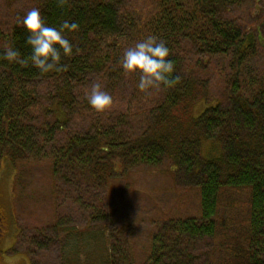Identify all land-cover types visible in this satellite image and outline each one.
Returning a JSON list of instances; mask_svg holds the SVG:
<instances>
[{
  "label": "trees",
  "instance_id": "obj_1",
  "mask_svg": "<svg viewBox=\"0 0 264 264\" xmlns=\"http://www.w3.org/2000/svg\"><path fill=\"white\" fill-rule=\"evenodd\" d=\"M37 1L47 24L67 19L80 27L69 34L73 55L62 54L66 70L41 73L30 61L22 66L0 58V169L12 166L17 187H27L33 169L43 166L52 179L67 170L82 186L107 188L122 171L169 163L176 182L197 194L198 210L165 219L139 264H196L191 252L199 239L215 242L211 264H264V73L245 76L242 69L264 53V7L255 0H157L139 40L149 34L163 39L181 80L152 95L136 87L128 107L98 112L78 99V83L91 68L103 66L118 97L125 77L139 80V74L123 73L122 45L114 40L124 30L123 0ZM27 36L20 24L0 30V54L14 45L30 56ZM106 38L111 48L102 56L97 53ZM186 46L199 54L189 70ZM214 59L228 61L230 72L222 76L216 103L194 116L197 102L213 100L202 68ZM36 130L43 148L34 142ZM204 142L213 144L211 157ZM70 232L76 244L63 264H117L106 226L92 235Z\"/></svg>",
  "mask_w": 264,
  "mask_h": 264
},
{
  "label": "rangeland",
  "instance_id": "obj_2",
  "mask_svg": "<svg viewBox=\"0 0 264 264\" xmlns=\"http://www.w3.org/2000/svg\"><path fill=\"white\" fill-rule=\"evenodd\" d=\"M156 1L123 0L120 16L124 30L114 37L122 45L123 52L139 41L143 21L153 12ZM37 2L0 0V30L11 32L13 26L18 24L17 17H22L34 7L38 8ZM255 2L257 6L264 7V0ZM257 6L254 9L256 14L259 11ZM110 45L111 39L106 38L97 54L104 56L110 50ZM182 51L187 69L196 68L199 61L196 50L186 46ZM244 66L245 76L264 73V53L260 51ZM202 70L211 84L213 100L197 102L194 116H199L207 106L216 103L222 76L230 72L228 61L223 63L218 59ZM106 76L103 66L100 65L99 70L91 68L78 83L79 101L88 103L86 93L94 83H100L113 97L111 107H128V96L131 98L139 80L125 77V91L121 93L122 97H118L119 93L114 91L116 88ZM37 85L44 87L45 81L40 79ZM150 93L157 94L155 89H150ZM136 113L142 119V112ZM87 125L88 121L83 123V126ZM34 142L38 148L45 146L44 136L38 130ZM203 150L209 157L215 152L211 142H204ZM64 172V177L52 179L45 167L36 166L29 174L27 187H17L12 166H1L0 264H63V255L76 244L75 235L71 234L70 229L92 235L102 226L108 228L116 263L139 264L147 257L153 236L165 219L169 220L175 213L190 216L198 210L197 194L184 190L176 182L169 163L155 168L141 166L122 171L107 188L82 186L84 184L74 173ZM55 224L65 230H58ZM215 246L212 240H197L191 252L194 262L211 264L213 258L218 256ZM30 247H34L33 255L27 252Z\"/></svg>",
  "mask_w": 264,
  "mask_h": 264
},
{
  "label": "clouds",
  "instance_id": "obj_3",
  "mask_svg": "<svg viewBox=\"0 0 264 264\" xmlns=\"http://www.w3.org/2000/svg\"><path fill=\"white\" fill-rule=\"evenodd\" d=\"M63 6L66 0H58ZM18 24L22 25L28 33L26 44L31 48V54L23 57L18 48L9 45L0 58L9 63H18L22 66L29 61L41 73L62 71L67 65L61 63L62 54L65 57L73 55L74 44L69 34L79 30V23L63 20L58 26L45 22L39 8H32L22 17H17ZM124 74H139L137 87L141 92L150 89L168 88L176 85L181 77L175 72V61L170 58V49L163 39L149 34L137 41L133 46L126 48L120 59ZM90 107L103 112L113 104L112 95L104 90L100 83H94L86 93Z\"/></svg>",
  "mask_w": 264,
  "mask_h": 264
},
{
  "label": "flooded vegetation",
  "instance_id": "obj_4",
  "mask_svg": "<svg viewBox=\"0 0 264 264\" xmlns=\"http://www.w3.org/2000/svg\"><path fill=\"white\" fill-rule=\"evenodd\" d=\"M1 234V233H0Z\"/></svg>",
  "mask_w": 264,
  "mask_h": 264
}]
</instances>
